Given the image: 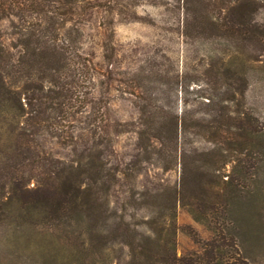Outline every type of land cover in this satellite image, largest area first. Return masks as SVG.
Wrapping results in <instances>:
<instances>
[{
  "label": "rangeland",
  "instance_id": "374dc122",
  "mask_svg": "<svg viewBox=\"0 0 264 264\" xmlns=\"http://www.w3.org/2000/svg\"><path fill=\"white\" fill-rule=\"evenodd\" d=\"M136 12L142 22L115 23L113 32L103 34L100 19H92L80 24V37L63 44L89 63L86 77L92 76L91 80L77 84L95 102L104 123L111 127L119 122L126 130L112 137L113 148L106 152L105 159L119 163L120 169L135 179L121 177L110 189L108 207L103 208L95 227L85 212L77 215L72 210V198L62 199L60 207H43L41 180L37 176L28 181L21 175L11 178L6 175L10 168L0 160V264H147V256L132 259V250L138 252L149 246L152 250L151 239L156 242L157 233L159 247L163 246L164 230L171 225L170 212L164 215L162 230L160 224H154L153 231L150 219L172 204L176 256L199 254L203 243L213 237L219 219L197 221L179 199L172 198L174 187L179 189L180 156L186 162L187 179L192 185L202 177V172L203 181L218 182L220 193L226 195L230 185L222 181L234 178V186L227 195L230 220L222 224L223 234L226 229L235 233L238 252L249 264H264V49L260 51L258 47L252 48L251 42H242L246 51H238L229 38L184 36L163 7L146 3L137 7ZM242 12L247 20L264 28V1L248 0ZM14 29L8 21H0L2 39L15 55L20 47ZM225 92L233 96L227 106L230 111L235 110L234 114H226H231L234 122L237 115L255 126L256 133L250 139L253 145L238 147L232 143L236 147L221 149L208 142L202 131L178 138V158L170 168L158 164L156 156L150 162L140 160L134 132L139 105H149L160 122L170 115L195 118L207 111L213 117L211 106L204 103L209 96L218 101ZM89 112L91 107L86 106L76 117L84 121ZM79 125L84 123H69L67 132L80 134L83 141H88L89 132L79 129ZM217 125L212 130L222 132ZM242 140L235 136L232 142ZM38 141L51 156L63 160L86 146L84 142L75 147L63 145L48 135L40 136ZM251 146L255 148L248 155L244 147ZM221 158L227 162L222 164ZM208 165L220 167L212 173L205 170ZM19 171L36 175L41 172L40 162L24 164ZM209 187L205 192L209 199L202 196L203 200L215 201L218 196ZM191 193L188 190L184 196ZM128 242L132 244L129 246Z\"/></svg>",
  "mask_w": 264,
  "mask_h": 264
},
{
  "label": "trees",
  "instance_id": "16d2710c",
  "mask_svg": "<svg viewBox=\"0 0 264 264\" xmlns=\"http://www.w3.org/2000/svg\"><path fill=\"white\" fill-rule=\"evenodd\" d=\"M247 1L0 0V21H8L15 28L13 34H16L20 47L17 54H11L0 34V160L4 161L5 167L10 168L6 175L11 178L21 175L25 177V181L37 176L35 178L41 180L43 207H60L62 199L72 198V210L75 209L77 215L85 212V216L94 221L95 227L98 226L97 220L101 217L103 208L108 207L107 195L110 189L121 177L135 179V176L120 169L119 163L112 164L110 160L105 159L106 152H111L113 148L112 137L126 130L119 122L111 127L105 124L103 115L99 114V109L95 107V102L87 98L88 92L79 88L78 82L84 84L92 78L86 77V74H89V63L81 55L64 48V41L80 37V24L92 19H100L103 34L113 32L115 23L142 22L136 9L149 3L163 7L168 17L180 26L176 27V30L184 36L229 38L238 51H246V44H241L242 42H251L252 48L258 47L261 51L264 49V28L244 17L242 7ZM234 3L238 6H234ZM66 24L69 26L66 27ZM208 98L204 105L211 106L209 111L213 110V117H210L211 114L207 111L203 113L204 116L195 118H177L176 115H170L160 122L154 117L149 105H139V121L134 132L140 160L150 162L149 160H155L156 156L155 161L158 164L170 168L178 158V138L182 139L186 134L195 135L202 131V136H205L208 142L218 145L221 149L236 147L235 144L238 147L253 145L250 139H253L256 133L255 126L248 120H240L237 115L234 117L238 120L234 122L235 118L226 114L235 112L230 111L227 106L233 96L225 92L218 97V101H214L211 96ZM86 106L91 107V112L86 114L87 119L81 121L76 116L85 111ZM71 122L84 123V126L79 125V129L85 128L89 132L88 141H83L80 134L67 132L66 128ZM216 123L222 132L212 130ZM44 135L63 145L75 147L84 142L86 146L77 153L74 150L75 156L72 158L63 160L51 156L40 147L38 139ZM235 136L241 137V140L245 139L232 142ZM254 148L255 146L249 149L244 147V150L250 153ZM192 150L195 151L194 148ZM239 150L242 152V149ZM226 160L221 158V163L225 164ZM39 162L41 172L36 175L19 171L24 164L32 166ZM179 163V189L174 187L172 198L174 201L179 199L197 221L219 219L218 227L215 228L213 237L203 243L199 254L176 256L173 204L170 207L166 205L150 219V228H153V231L159 224L162 230L164 215L167 211L170 212L171 225L164 230L163 246L159 247L160 233H157L156 242L151 239L154 241L151 246L153 249L151 250L150 246L141 247L138 252L131 249L132 259L143 255L147 256V264H249L238 252L235 233L226 229L223 234L222 231V224L229 223L230 220L227 195L234 186V178L231 176L227 181L221 180L231 186L224 195L220 193L222 188L218 189V182L203 181L205 174L202 172V177L197 179L195 185L190 184L186 174V162L181 156ZM207 167L205 170L214 173L213 170H218L220 166ZM209 186L214 188L213 191L218 196L215 201L203 200L202 196L207 195L205 192ZM188 190L193 192L192 195L184 196ZM196 194L198 198L195 197ZM217 210L220 211L219 217ZM150 237L149 235L147 238ZM131 242L127 245L130 246Z\"/></svg>",
  "mask_w": 264,
  "mask_h": 264
}]
</instances>
